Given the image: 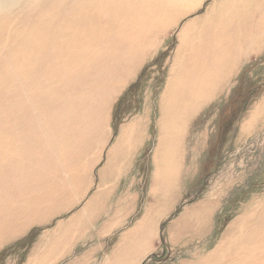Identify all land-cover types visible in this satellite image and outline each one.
Returning <instances> with one entry per match:
<instances>
[{"label":"rangeland","instance_id":"obj_1","mask_svg":"<svg viewBox=\"0 0 264 264\" xmlns=\"http://www.w3.org/2000/svg\"><path fill=\"white\" fill-rule=\"evenodd\" d=\"M229 1L233 7L228 0H200L186 12L175 9L178 18L190 14L148 36L138 62L130 67V79L125 78L108 102L104 126L95 135L92 131L86 143H73L78 145L74 164L82 165L80 177L87 180L79 188L83 193L71 206L64 202L74 188L53 197L41 207L45 216L40 219L29 222L32 215L19 216L0 237V264H107L121 238L142 235L139 222L150 224L156 235L155 246L140 264H229L236 257L239 231L254 226V217L264 213V22L255 36L234 46L235 56L242 57L209 96L186 117L166 127L159 124L170 69H180L187 56L177 47L187 41L202 48L205 28L212 27L216 37L236 34L237 27L224 31L220 25L209 26L221 7L241 25L246 3L264 11V0ZM9 6L8 1L0 4V14L13 10ZM88 161H93L89 170ZM0 191L2 204L6 195L30 201L45 193ZM91 198L73 215L80 219L56 227ZM90 207L94 211L87 217ZM58 238L59 245L51 247ZM45 249L50 251L43 257ZM236 264H264V248Z\"/></svg>","mask_w":264,"mask_h":264},{"label":"bare ground","instance_id":"obj_2","mask_svg":"<svg viewBox=\"0 0 264 264\" xmlns=\"http://www.w3.org/2000/svg\"><path fill=\"white\" fill-rule=\"evenodd\" d=\"M4 1L12 4L8 9L13 10L0 14V190L42 189L45 193L30 201L6 195L5 205L0 203V237L19 216L32 215L29 222L45 216L41 207L72 188L74 193L64 205L74 204L75 196L83 193L79 188L87 180L80 177L82 165L74 164L78 145L73 143L77 139L85 141L92 131L95 135L104 126L108 102L131 75L130 67L138 62L148 36L171 26L181 15H173L175 9L186 12L200 2L0 0V4ZM226 4L233 7L232 1ZM244 6L242 25L232 21V12L228 14L225 7L210 19L213 24L209 26L220 25L224 31L237 27L240 30L236 34L216 37L212 27L205 28L202 48L196 49L187 41L177 47L187 56L180 69L176 65L170 69L160 101L162 127L186 117L203 96H209L242 57L240 53L235 56L234 46L260 31L263 9L254 3ZM183 25L178 31L181 37ZM248 43L243 56L248 52ZM166 145L163 141L162 148ZM92 164L86 162L88 170ZM88 204L84 203L79 211ZM259 216L254 217L257 225L239 231L236 257H231L229 264L264 248V213Z\"/></svg>","mask_w":264,"mask_h":264},{"label":"crops","instance_id":"obj_3","mask_svg":"<svg viewBox=\"0 0 264 264\" xmlns=\"http://www.w3.org/2000/svg\"><path fill=\"white\" fill-rule=\"evenodd\" d=\"M100 176H99V181L101 180ZM90 201H91V199L89 200V202ZM93 211H94V209L92 210V207H90L87 209V211H85V213H87V214H84V215H87V217H90V215L93 213ZM77 212H79V210L76 211L75 213L69 215L68 216L69 218L67 219L66 223H63V222L57 223L56 222L57 223V225L55 224L56 227L64 228L65 224L67 225L69 222H73L76 219H80L82 217L81 215L73 218V215L76 214ZM50 217L54 218L55 214H54V217L53 216H50ZM48 219H49V217H48ZM138 226H139L138 229H140V231L142 230V232H143L142 235L140 236L138 233L134 232V233H131L129 235L126 234V237L121 238V240L118 244V250L111 253V255L108 257L109 262L107 264H140L141 260L149 252L152 251L153 247L155 246V241H154L153 237L156 236L154 232L151 233L152 227H149L150 224L147 226L146 223H143V222H139ZM132 234H136V235L130 236ZM58 240H59V238L54 241V243L51 245V247H53V245L58 246L59 245ZM129 242H130V244H129ZM124 249L126 251H123ZM48 251H50V249H45L44 252H42V256L43 257L47 256L46 254L48 253ZM37 254H38V252L33 254V255L35 256ZM146 257H148V256H146ZM80 260L84 261L85 258H82ZM40 262L42 263L43 260ZM85 262H88V260H86ZM104 264H106V263H104Z\"/></svg>","mask_w":264,"mask_h":264}]
</instances>
